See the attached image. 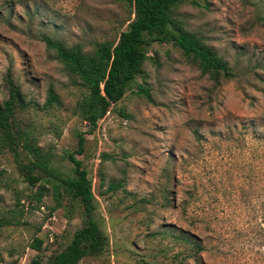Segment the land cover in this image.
I'll return each instance as SVG.
<instances>
[{"label":"rangeland","instance_id":"374dc122","mask_svg":"<svg viewBox=\"0 0 264 264\" xmlns=\"http://www.w3.org/2000/svg\"><path fill=\"white\" fill-rule=\"evenodd\" d=\"M176 12L232 76L213 82L177 47L152 42L142 74L89 130L74 112L86 89L42 36L87 52L114 42L131 10L121 0H0V101L8 82L18 86L17 126L62 177L83 132L74 157L107 246L76 264H264V143L254 139L264 134V0H183ZM49 88L57 101L46 104ZM54 202L51 183L30 185L0 145V218L18 220L0 226V264L45 263L69 242L82 206L64 193Z\"/></svg>","mask_w":264,"mask_h":264},{"label":"trees","instance_id":"16d2710c","mask_svg":"<svg viewBox=\"0 0 264 264\" xmlns=\"http://www.w3.org/2000/svg\"><path fill=\"white\" fill-rule=\"evenodd\" d=\"M121 1L133 16L114 42H96L90 51L85 52L77 43L66 45L50 36H42L45 46L54 52L66 72L77 77L85 87L86 94L76 101L74 112L88 124L89 130L96 127L97 120L120 98L125 84L142 74L141 65L147 57L143 48L152 42L170 43L177 47L197 66L201 74H206L213 82L232 76L227 63L200 36L187 30L178 18L176 7L183 0ZM56 101L57 96L49 88L45 103ZM22 102L18 86L8 82L7 97L0 101L1 147L17 159L23 178L30 185L41 178L51 183L55 201L53 208L60 206L59 198L64 193L79 201L83 216L81 226L72 233L63 248L51 254L45 263L35 255L28 264H76L84 256L102 253L107 246V237L93 218L95 203L90 179L81 161L74 157V154L83 151V132L80 131L76 136L75 149L65 155L71 163L72 175L62 177L52 170L51 155L17 126L15 108ZM254 139L264 143V134L262 137L254 136ZM45 190L44 185H38L31 195L32 199L39 201ZM17 222L14 215L11 218H0V226ZM190 242L198 248L196 243ZM41 244L40 238L33 237L29 246L39 250Z\"/></svg>","mask_w":264,"mask_h":264}]
</instances>
